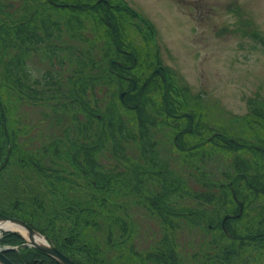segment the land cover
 Returning a JSON list of instances; mask_svg holds the SVG:
<instances>
[{"label": "rangeland", "instance_id": "obj_1", "mask_svg": "<svg viewBox=\"0 0 264 264\" xmlns=\"http://www.w3.org/2000/svg\"><path fill=\"white\" fill-rule=\"evenodd\" d=\"M8 2L15 16L24 6L29 11L47 8L41 6L43 0ZM111 3L121 6L115 12L122 13L125 5L137 17L126 16L119 23L123 41L120 49L132 53L136 60L129 73L122 76L126 80L136 79L139 84L151 77L159 89L154 88L151 93L149 90L148 98L153 102L146 107L155 120L148 129L155 155L141 153L135 113L120 101L126 82L106 74L113 60L122 59L107 36L108 28L98 26L91 16H83L82 24L70 29L65 10H43L59 25L60 31H54L50 41L56 52L52 55L45 46L36 48L25 58L23 69L29 74L30 82L26 84L34 92L45 90L46 94L35 92L37 97L27 100L18 98L6 86L0 90L8 108L9 130L16 137L15 149H11L12 164L0 174V207L25 216L30 213L50 218L55 212L65 213L70 205L68 200H72L77 207L88 209V213H82L85 217L78 228L82 238L102 251L98 264H153L140 263L141 256L137 255L155 251L165 234L148 202L165 187L163 178L153 173L148 164L153 160L166 165L172 183L181 185V191H173L166 203L202 208L208 217L203 225L208 222L209 227L175 219L179 227L165 234L174 244L181 264H211L216 246L219 251L236 249L245 264H264V248L230 245L228 237L223 238L210 227L216 219L239 214L242 202L241 212L246 214L241 220L232 221L236 230L245 233L248 228L251 229L248 231L264 228V197L252 198L250 191H244L249 184L241 178L234 179L232 170L234 155L242 156L251 159L255 169H259L258 176L264 172V159L247 150L233 153L207 143L213 137L220 140L217 136L222 131L223 135L252 143H258L256 136H264L261 131L264 123L254 124L256 120L246 119L251 116V107H262L264 103V0H111ZM255 33L259 38H254ZM85 56L94 61L93 73L98 82L83 99L99 113L111 107L123 122L124 130L129 129L136 138L123 142L124 157L119 161L108 143L112 140L102 139L104 145L96 154L98 169L119 176L117 182L102 192L87 187L73 160L75 146L95 143L93 137L101 129L88 123L87 114L78 104L69 103L66 96L78 78L76 71L85 66ZM128 66L130 61H126ZM158 66L164 68L161 73L154 72ZM47 72L51 73L52 81L43 79ZM166 88L167 96L172 98L178 91L183 98V101L172 98L174 118L167 117L165 109H161ZM46 95L43 100L37 99ZM82 124L85 131L79 133ZM180 134L184 135L181 137L184 151L176 141V135ZM28 157L47 169L49 176L33 169ZM242 188L243 193L238 196ZM200 192H213L216 200L209 205L198 204L192 196ZM235 203L238 208L231 212L236 209ZM114 216L126 220L129 233L123 237L124 241L113 239L114 246H110L107 228ZM88 220L90 225L85 224ZM55 226L69 229L71 224L56 219ZM119 237L120 232L115 229L114 238Z\"/></svg>", "mask_w": 264, "mask_h": 264}, {"label": "trees", "instance_id": "obj_2", "mask_svg": "<svg viewBox=\"0 0 264 264\" xmlns=\"http://www.w3.org/2000/svg\"><path fill=\"white\" fill-rule=\"evenodd\" d=\"M8 3V0H0V90L2 86H6L9 88L8 90L15 93L18 98H25L27 100H34L37 97L36 93L41 94L42 96L46 94L45 90H35V93L31 86L26 84V82H30V79L29 74L23 69L25 58L29 57L32 51L36 48L38 49L45 46L48 48V51H52V55L56 52V47L51 45L50 41L55 36L54 31H60L59 25L56 23L55 19H51L48 15H45L43 10H65L68 13L69 20L67 25H69L68 28L70 29L74 28L76 25H81L82 20L84 19L83 16H91L98 26L100 25L108 28L109 33L107 36L111 38V42L114 44V47H116V51H119L120 58L122 59H119L118 63L111 62L106 74L108 73L110 77H116L117 79L119 78L126 82V86L122 89L127 92L120 101H122L127 109H131V111L135 113L137 121L136 132L139 139L138 142L142 145L141 153L144 154V156H147L146 154L154 156V142L152 143L149 140L148 129L154 124L155 120L150 117L146 107L153 102V100L148 98L150 95L149 90L151 93L152 89L158 88L156 87L155 82L151 81L153 79L151 77L149 80H145L141 84H139L140 81L137 83L135 79V85L133 80H126L124 78L126 76L125 74L129 73L133 68L136 60L132 57V53H125L120 49L123 41L119 23H122V20H124L126 16L137 18L135 13L131 12L130 9L125 7V5H123L124 9L122 13L115 12V9L121 6L113 5L111 0H43L41 6L49 7L50 9L37 7L34 8L35 11H29V9L24 6V10H22L18 16H15L11 10V5ZM255 37L259 38L256 33L254 35V38ZM85 60V66H82L81 69L76 71L78 78H76L72 90L68 91V94L70 93V95L66 96L69 103L73 105L78 104L84 113L87 114L88 123L91 125L94 124L97 128L100 127L101 129H99V133H95L93 137L95 143L92 142L75 146L73 150L75 151L73 160L77 167L79 177L85 181L87 187L94 191L102 192V190L109 189V185L112 184V182H117V179L119 178L118 175H114L113 173L107 174L98 169L99 166L97 165L96 154L104 145V142H101L102 139L108 138L112 140L108 143L111 145L112 154H114L115 159L119 161L124 157L123 142L126 140H132L135 138V134L129 132V129L127 131L124 130L123 122L118 120V117L114 114L111 107L103 113H99L95 107H90V103L83 99V97L87 95V90L92 91L98 82V78H96V75L93 73V70L95 69V66H92L94 61L89 56H85ZM126 61H130L131 66H128V68H126L127 70H124L126 67ZM122 75L125 76L123 77ZM151 76L154 77V74ZM43 79L52 81L53 77L51 76V73L47 72L44 74ZM33 82L35 84L38 83L37 80H34ZM167 91L169 92L168 89L163 92L162 99L164 107L161 105V109H165L167 117L174 118L172 116L174 111L172 109V98H179L181 101H183V98L179 96L178 91L175 95H172L171 98L170 96H167ZM42 96L37 99L43 100L47 97V95L44 96V98ZM169 103L171 105H169ZM262 105V107H251L250 113L252 118L250 116L246 119L256 120L257 123L254 124H258L259 122L264 123V103ZM8 124V108L3 101V96L0 94V174L12 164L10 157L13 154V151H11V149H15L16 146L15 134H11ZM82 130L85 131L83 124L80 125L79 133H82ZM261 131L264 132L263 127H261ZM263 132L262 135L264 134ZM224 133V131L218 133L219 136H217V139L220 140L216 141L213 137L210 138L213 140L207 143L233 153H237L240 150H247L254 156L257 155L264 159V136H256L259 140L258 143H252L239 137L232 138L230 135H223ZM182 134L176 135L177 145L180 149L184 148V144L181 140V137L184 136ZM120 139L122 140L120 141ZM28 158L33 169L44 177L49 176L47 174V169L43 168L38 161L32 157ZM148 164L153 168V173L156 172L157 176L159 175L163 178L161 181L165 184V187L161 192H157L155 196L148 199L149 206H151V209L155 212L156 216H158L165 234L168 231L179 227L177 226L179 223L177 224L174 222V220L178 218L183 219L186 223L194 226H208V222L203 225L204 220L208 219L204 209L185 208L166 203L167 197H169L173 191H181V185L179 183H172L166 165L153 160ZM232 170L234 172V179L235 177L238 180L241 178L249 184L248 190L247 188L245 190L242 188L241 192H238V196H240L244 190L246 192L250 191L252 198L259 199L262 196L264 197V172L257 176L259 169H255L251 159L234 155ZM188 195L189 194H186V196ZM192 197L198 204L202 205L212 204L216 200V196L213 192H200ZM39 203L40 201L35 204L38 205ZM68 203L70 205L64 211L65 213L55 212L50 218L43 217L42 215H35L33 213H31L33 215H30L29 213V216H25V213L10 212L11 210L6 211L1 207L0 213L27 222L34 230L41 232L46 237L48 243L56 246L61 253H65V255L71 260H74L75 263L98 264L102 251H100L98 245L92 244L82 238L81 231L78 228L81 218L85 217L82 213H88V209L86 207H77L76 204H73L74 202L72 200H68ZM237 208L238 204H236V209L231 212H236ZM262 210L264 211V205ZM245 214L246 213L242 211V214L239 217H231L224 222H222V218L216 219V222H214L215 227L212 225H210V227H213V230H218L223 238L228 237L230 245H239L240 247L242 246V249L251 244L259 248H264V228L256 230H253V228V231H248L251 230L248 228L245 233H241L232 225V221L241 220ZM56 219L67 220L71 226L69 229L68 227L67 229H64L55 226ZM37 220H39L38 223ZM85 224L90 225L91 223L89 221ZM107 229L108 233L106 240L110 246H114L115 240H123V237H126L129 233L126 220L117 216H114ZM115 229L120 232L119 238H114ZM1 234L0 246H22L19 250H9L4 253V255L14 263L59 264L43 251L33 247L23 246L24 239L20 235L12 232H2ZM165 234L162 236L159 246L155 251H148V253L144 255L137 254L141 256L139 258L140 263L149 261L153 264H181L174 244L170 237ZM216 248V253L210 258L214 259H212V263L215 261L217 262L216 264H245V259L240 261L239 258L242 255L236 249L230 247L223 249L224 251H219L217 246Z\"/></svg>", "mask_w": 264, "mask_h": 264}, {"label": "water", "instance_id": "obj_3", "mask_svg": "<svg viewBox=\"0 0 264 264\" xmlns=\"http://www.w3.org/2000/svg\"><path fill=\"white\" fill-rule=\"evenodd\" d=\"M123 96V93L120 95V97ZM233 197L235 200L236 199V195L233 193ZM241 210H242V202H239V214L237 215H226L222 222H224L226 219H229L231 217H239L241 215ZM0 220L1 221H5V222H12L14 224H16L17 226H21L22 228H24V230L26 231V233H28V237H29V240L32 238V236L36 233V234H39L37 233L34 229H32V227L30 225H28L26 222H23L22 220H20L19 218L16 219V218H13V217H10V216H4L3 214H0ZM12 233H15V234H18V235H21L22 237H24L20 232L18 233L17 231H13V230H8ZM7 231V232H8ZM41 235V234H39ZM45 241V243L47 245H38V244H35L33 242H28L26 239V243L25 245L26 246H33L34 248L40 250V251H43L44 253H46L51 259L53 258L57 263L59 264H77L74 262V260H71L67 255H65V253H61L54 245H50L47 240L45 239V237L43 235H41ZM22 247V246H20ZM18 248H14V247H8V248H3L1 249L0 248V264H15L13 261H11L10 259H8V257L6 255H4L5 252L9 251V250H17Z\"/></svg>", "mask_w": 264, "mask_h": 264}, {"label": "bare ground", "instance_id": "obj_4", "mask_svg": "<svg viewBox=\"0 0 264 264\" xmlns=\"http://www.w3.org/2000/svg\"><path fill=\"white\" fill-rule=\"evenodd\" d=\"M8 230H13V231H17L18 233H22L23 236L28 240V242H33L35 244H38V245H47L43 239V237L39 234H34L32 236V238L29 240V237H28V233H26V231L24 230V228H22L21 226H17L16 224L8 221V222H5V221H1L0 220V231H8Z\"/></svg>", "mask_w": 264, "mask_h": 264}, {"label": "flooded vegetation", "instance_id": "obj_5", "mask_svg": "<svg viewBox=\"0 0 264 264\" xmlns=\"http://www.w3.org/2000/svg\"><path fill=\"white\" fill-rule=\"evenodd\" d=\"M113 62L118 63L119 61H118V60H113ZM125 68H128V67H125ZM160 68H161V66H158L157 69L154 70V72H155V73H160V72H159ZM123 77H124V76H123ZM124 78H126V77H124ZM131 80L134 81V85H135V84H136L135 79H131ZM126 92H127L126 90H124V91L122 92V93H123V96L125 95ZM123 96H122L120 99H122Z\"/></svg>", "mask_w": 264, "mask_h": 264}]
</instances>
